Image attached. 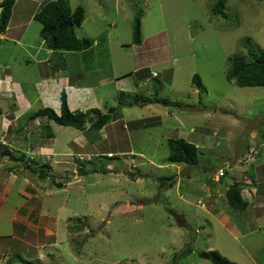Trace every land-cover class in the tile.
Returning a JSON list of instances; mask_svg holds the SVG:
<instances>
[{
	"label": "rangeland",
	"instance_id": "1",
	"mask_svg": "<svg viewBox=\"0 0 264 264\" xmlns=\"http://www.w3.org/2000/svg\"><path fill=\"white\" fill-rule=\"evenodd\" d=\"M49 1L16 0L0 38L11 84L0 83V264H211L201 251L264 264V180L250 175L251 161L264 163V87L226 77L248 49L264 51V0H228L226 18L211 15V0H68L85 11L76 37L96 43L53 55L33 19ZM47 73L75 86L58 91L71 105L116 108L120 119L98 132L25 121L42 108L35 82ZM155 93L179 106L143 101ZM170 138L194 144L199 163L168 162ZM240 183L248 206L238 213L224 188Z\"/></svg>",
	"mask_w": 264,
	"mask_h": 264
},
{
	"label": "trees",
	"instance_id": "2",
	"mask_svg": "<svg viewBox=\"0 0 264 264\" xmlns=\"http://www.w3.org/2000/svg\"><path fill=\"white\" fill-rule=\"evenodd\" d=\"M214 2L210 6L212 16L226 18L225 7L228 0H211ZM16 0H1L0 1V34H4L14 7ZM143 11L137 10L133 19L132 26V44L141 45V17ZM85 11L82 6H76L74 9L70 7L68 0H52L41 6V8L33 15V19L41 24L39 37L44 42L45 47L54 52H83L91 49L95 40L89 38H77L75 29L79 27L84 19ZM247 54L250 56V61H246L243 57L231 61L230 68L227 72V79L233 81L240 87H264V51L248 49ZM193 84L200 88L201 82L197 75L192 78ZM122 95L125 93L120 91ZM145 103H158L162 106H179L177 102H171L165 98H159L157 93L152 97L143 100ZM138 101L131 104H137ZM145 103H140L142 106ZM38 118H45L59 126L72 127L78 131L98 132L101 131L109 123L120 119V115L116 113V108H109L107 113H102L99 109L91 108L88 111H71L67 104V97L64 92L60 95L59 112L49 108L42 107L36 111L26 115L25 121L32 122ZM89 127L86 128V124ZM46 130L52 137L49 126ZM166 143L169 148V155L166 160L172 164L197 165L199 163L197 147L194 144L188 143L183 139H167ZM8 153L7 151H5ZM112 159V156H106ZM223 170V176L226 171ZM44 176V175H42ZM221 178V177H220ZM161 180V179H159ZM166 181V180H165ZM165 181L161 182L165 186ZM168 185H172V182ZM241 186H230L225 191V200L229 208L233 211L241 213L247 206V201L244 200L241 194ZM191 252L190 249H186ZM198 256L202 259L210 261L211 264H236L221 256L217 251H201ZM24 264H34L31 261L22 260Z\"/></svg>",
	"mask_w": 264,
	"mask_h": 264
},
{
	"label": "crops",
	"instance_id": "3",
	"mask_svg": "<svg viewBox=\"0 0 264 264\" xmlns=\"http://www.w3.org/2000/svg\"><path fill=\"white\" fill-rule=\"evenodd\" d=\"M8 26H9V24H8ZM7 31H8V27H7V29H6V31H5V33L4 34H0V38H2V37H4L5 36V34L7 33ZM21 38H23V35L22 34H20L19 36H18V40H20ZM43 42V41H42ZM43 45H44V42H43ZM45 46V45H44ZM46 52H49V54L51 53L52 54V51H50V50H46ZM53 55V54H52ZM60 77V76H59ZM61 79H58V78H56V76H54V75H51V74H45V76L44 77H41L37 82H35V88L36 89H39V94L37 95V97L35 96V100H34V102H40L41 104H42V107H45V105L47 106V105H49V104H53V106H54V104H59L60 103V93L58 92L59 91V89H66V91H70V90H73V87L75 88V86H72L73 84H71V82H70V80H65V79H63L62 77H60ZM0 83H1V86L3 87V88H8V87H11V84H10V82L8 81V79L5 77V75H4V72H3V70H1V76H0ZM77 84L78 85H80V83L79 82H77ZM41 85H43V87H40ZM62 85L64 86L63 88H62ZM35 88H34V90H35ZM41 88H45V91H43L42 93H41ZM50 90V91H49ZM59 93V94H58ZM66 96H67V104H68V107H69V109L71 110V111H81V110H87V108H88V106L87 105H85V106H83V107H78L79 105H77L76 107L75 106H73V105H71V103H70V101L72 100V101H76V97H73L72 95L69 97V99H68V94H66ZM20 98H21V102H22V104L23 105H25L26 107H28V106H30V105H32V102H30L28 99H25L24 100V95L23 94H21L20 95ZM71 98V99H70ZM22 100H24V101H22ZM69 100V101H68ZM47 102V103H46ZM55 105V106H56ZM73 107L74 108H77L76 110H73ZM98 106H96V108H97ZM98 109V108H97ZM55 111H56V109H55ZM140 124H147L146 122L144 123V121H143V119H141V120H139L138 121V124L136 125V126H138V125H140ZM106 128V126L101 130V131H103L104 129ZM264 138V135H262V137H261V139H263ZM249 139L251 140H253V138L251 137H249ZM255 139V138H254ZM253 142V141H252ZM246 149H248V145H247V147H246ZM108 155H111L110 153L108 154ZM258 162V160H255L254 162L253 161H251L250 162V164L251 163H253L254 165L250 168V175L252 174H254L255 173V171L256 170H259L261 173H262V175H263V179L262 180H264V163L263 162H261V163H257ZM132 163V162H131ZM131 163H130V165H131ZM260 167H261V169H260ZM257 183H259V181H257ZM257 183H255V182H253L252 183V185H254V184H257ZM237 185H240L241 186V194H242V196H243V198H244V192L246 191V190H248L247 188H246V185H244V184H237ZM236 185V186H237ZM249 185H251V184H249ZM228 188V187H227ZM227 188H224V190L226 191L227 190ZM251 188V187H250ZM251 192H252V196H253V198H255L254 197V194L255 193H257L258 194V192L256 191V190H253L252 188H251ZM225 196V195H224ZM257 202V203H256ZM252 203L254 204L255 203V208H257V209H259V208H261L262 206H263V204L262 203H258V201H256L255 199H252ZM257 211V210H256Z\"/></svg>",
	"mask_w": 264,
	"mask_h": 264
},
{
	"label": "built area",
	"instance_id": "4",
	"mask_svg": "<svg viewBox=\"0 0 264 264\" xmlns=\"http://www.w3.org/2000/svg\"><path fill=\"white\" fill-rule=\"evenodd\" d=\"M222 176H223V170L219 169L218 172H217V177L220 178Z\"/></svg>",
	"mask_w": 264,
	"mask_h": 264
}]
</instances>
